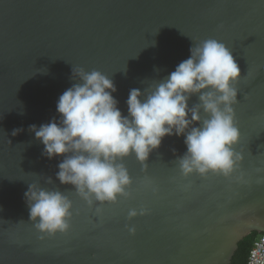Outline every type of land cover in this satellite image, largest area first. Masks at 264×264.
Here are the masks:
<instances>
[{
	"label": "water",
	"instance_id": "1",
	"mask_svg": "<svg viewBox=\"0 0 264 264\" xmlns=\"http://www.w3.org/2000/svg\"><path fill=\"white\" fill-rule=\"evenodd\" d=\"M209 38L241 70L239 167L184 176V136L166 135L146 161L123 158L129 195L96 213L60 183L63 155H42L29 126L59 120V96L79 82L74 67L108 75L127 115L131 89L165 79ZM198 102L192 95L189 107ZM33 182L71 199L67 232L41 239L24 197ZM131 208L148 212L129 219ZM255 231L264 232V0H0V264H232Z\"/></svg>",
	"mask_w": 264,
	"mask_h": 264
},
{
	"label": "clouds",
	"instance_id": "2",
	"mask_svg": "<svg viewBox=\"0 0 264 264\" xmlns=\"http://www.w3.org/2000/svg\"><path fill=\"white\" fill-rule=\"evenodd\" d=\"M189 51V57L165 79L144 92L129 91L127 115L118 107L113 96L117 89L108 75L74 67L73 78L79 82L59 96V120L54 117L39 127L29 126L44 145L42 155L49 159L63 155L56 173L60 183L73 185L90 207L96 204V213L100 205L129 195L132 180L123 158L134 152L139 161H146L166 135L184 136L187 150L178 158L184 176L228 177L239 167L244 157L233 147L241 136L233 105L238 102L239 89L234 85L240 79V67L230 48L214 38L195 43ZM194 94L199 102L189 107ZM47 182H52L51 177ZM24 197L41 239L70 229L73 205L65 193L33 182ZM147 212L131 208L128 217ZM128 230L135 233L134 226ZM262 253L264 241L251 251L249 264H264Z\"/></svg>",
	"mask_w": 264,
	"mask_h": 264
},
{
	"label": "trees",
	"instance_id": "3",
	"mask_svg": "<svg viewBox=\"0 0 264 264\" xmlns=\"http://www.w3.org/2000/svg\"><path fill=\"white\" fill-rule=\"evenodd\" d=\"M258 235L259 233L255 231L240 241L239 248L232 259V264H247L250 249L253 245L255 237Z\"/></svg>",
	"mask_w": 264,
	"mask_h": 264
},
{
	"label": "built area",
	"instance_id": "4",
	"mask_svg": "<svg viewBox=\"0 0 264 264\" xmlns=\"http://www.w3.org/2000/svg\"><path fill=\"white\" fill-rule=\"evenodd\" d=\"M261 241H264V233L263 232L260 233L257 237H255L254 242H253V245H252V247L250 249V252H249L247 264H249V261H250V253H251V251ZM262 255H264V253H262Z\"/></svg>",
	"mask_w": 264,
	"mask_h": 264
},
{
	"label": "bare ground",
	"instance_id": "5",
	"mask_svg": "<svg viewBox=\"0 0 264 264\" xmlns=\"http://www.w3.org/2000/svg\"><path fill=\"white\" fill-rule=\"evenodd\" d=\"M264 233V232H263Z\"/></svg>",
	"mask_w": 264,
	"mask_h": 264
},
{
	"label": "rangeland",
	"instance_id": "6",
	"mask_svg": "<svg viewBox=\"0 0 264 264\" xmlns=\"http://www.w3.org/2000/svg\"><path fill=\"white\" fill-rule=\"evenodd\" d=\"M260 234V233H259Z\"/></svg>",
	"mask_w": 264,
	"mask_h": 264
}]
</instances>
